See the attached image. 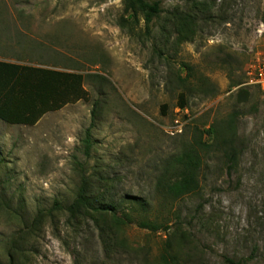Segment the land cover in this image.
<instances>
[{"label":"rangeland","instance_id":"1","mask_svg":"<svg viewBox=\"0 0 264 264\" xmlns=\"http://www.w3.org/2000/svg\"><path fill=\"white\" fill-rule=\"evenodd\" d=\"M158 1L147 30L142 19L119 25L122 0H0V61L79 74L86 92L34 126L0 120V264H146L131 252L141 248L158 264L182 234L200 246L184 264H264V88L247 76L264 62V0ZM231 119L227 172L214 144ZM185 147L202 159L199 190L175 199L165 186ZM82 177L99 202L135 203L121 209L126 226L94 218L99 234L89 219L36 218L71 203Z\"/></svg>","mask_w":264,"mask_h":264},{"label":"trees","instance_id":"2","mask_svg":"<svg viewBox=\"0 0 264 264\" xmlns=\"http://www.w3.org/2000/svg\"><path fill=\"white\" fill-rule=\"evenodd\" d=\"M123 14L127 19L122 18L119 25L125 26L127 21L138 23L142 19L145 28L148 30L152 20L159 15L160 1L148 0H122ZM264 26V17H263ZM83 77L79 74L48 69L19 65L15 63L0 61V120L11 125L34 126L45 114L60 110L66 104L74 103L85 98L86 92L82 88ZM180 108H185V96L179 95ZM90 128L85 131L83 139L84 154L88 156L90 143ZM208 135H219L214 127L204 131ZM203 131H198L197 145L206 148L201 142ZM236 132L234 121L231 119L226 127V132L220 140L215 142L216 150L222 153L226 164L227 172L234 170L236 166L238 151L236 148ZM202 159L193 148L185 147L174 162L175 176L171 182L165 186V192L169 197L180 198L193 194L199 190L198 173ZM172 167V168H173ZM170 181V180H169ZM92 190L88 188L87 181L82 177L81 185L75 199L69 204L54 202L50 211L45 214L38 213L36 218L52 217L53 213L64 214L71 224H82L86 219L92 221L94 228L99 234L104 233L101 225L94 218H106L110 222V229H119L128 224L127 216L121 214L123 205L135 204L130 199H123L122 203H111L98 201L92 197ZM140 208H144L142 203H136ZM189 230L192 229V222L188 223ZM139 229L159 230L152 227L146 221L137 223ZM166 232L167 228L162 227ZM106 232V231H105ZM126 240L118 243L119 247L125 248ZM194 236L181 235V244H172L169 239L165 242L158 256V264H184L193 257V253H200V246ZM116 247L117 244L115 243ZM104 249V247H103ZM199 249V250H198ZM133 254L142 252L146 264L149 260L144 253V249L132 250ZM224 264H253L252 258L231 259L224 257Z\"/></svg>","mask_w":264,"mask_h":264},{"label":"built area","instance_id":"3","mask_svg":"<svg viewBox=\"0 0 264 264\" xmlns=\"http://www.w3.org/2000/svg\"><path fill=\"white\" fill-rule=\"evenodd\" d=\"M247 76L249 84L260 86L264 88V62L257 60L247 69Z\"/></svg>","mask_w":264,"mask_h":264}]
</instances>
